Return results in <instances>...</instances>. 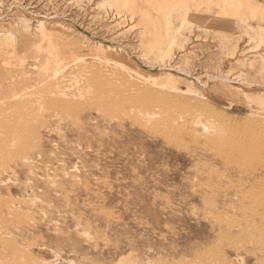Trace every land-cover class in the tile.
<instances>
[{
	"label": "rangeland",
	"instance_id": "rangeland-1",
	"mask_svg": "<svg viewBox=\"0 0 264 264\" xmlns=\"http://www.w3.org/2000/svg\"><path fill=\"white\" fill-rule=\"evenodd\" d=\"M263 35L264 0H0V264H264Z\"/></svg>",
	"mask_w": 264,
	"mask_h": 264
},
{
	"label": "bare ground",
	"instance_id": "bare-ground-1",
	"mask_svg": "<svg viewBox=\"0 0 264 264\" xmlns=\"http://www.w3.org/2000/svg\"><path fill=\"white\" fill-rule=\"evenodd\" d=\"M116 4H117V3H116ZM181 9H182V8H181ZM190 15H191V14H190ZM190 18H191V17H190ZM58 26H59V25H58ZM254 30H256V29H254ZM257 31H258V34H259L260 32H262V30H261L260 28H258ZM44 35H46V33H45ZM259 35H260V34H259ZM48 36H49V35H48ZM263 36H264V35H263ZM251 37H252V36H251ZM261 37H262V36H261ZM9 38H13V39H14V36L11 35ZM9 38H8V39H9ZM253 39H254V38H253ZM253 39H252V40L249 39V40H251V41L253 42V41H254ZM10 42H11V41H10ZM254 42H255V41H254ZM257 42H258V41H257ZM258 45H259V44H258ZM259 46H260V45H259ZM259 46H258V47H259ZM51 47H52V46H51ZM51 47H50V48H51ZM256 47H257V46H256ZM256 47H255V48H256ZM53 48L55 49V47H53ZM53 48H52V49H53ZM255 48H254V49H255ZM112 52H113V51H112ZM114 54H115V53H114ZM125 55H126V54H125ZM116 57H117V56H116ZM120 58H121V57H120ZM118 59H119V58H118ZM123 59H125V58H123ZM128 59H129V58H128ZM128 59H127V62H128ZM120 60H121V59H120ZM121 61H122V60H121ZM129 61H130V60H129ZM124 62H125V61H124ZM128 65H129V64H128ZM132 66H133V65H132ZM54 67H55V65H54ZM17 99H18V98H17ZM23 99H24V98H23ZM29 99H30V98H29ZM24 102H25V101H24ZM1 119H2V118H1ZM197 119H198V118H197ZM27 122H28V121H27ZM12 124H13V123H12ZM24 124H25V123H24ZM29 124H31V123H29ZM208 127H209V126H208ZM214 127H215V126H214ZM207 129H208V128H207ZM207 129H206V130H207ZM6 131H7V130H6ZM212 131H214V130H212ZM205 132H206V131H205ZM3 133H4V132H3ZM25 133H26V132H25ZM5 135H6V134H5ZM24 135H26V134H24ZM24 139H25V138H24ZM20 140H21V136H20ZM27 140H28V139H27ZM27 144H28V143H27ZM261 146H262V145H261ZM261 148H262V147H261ZM262 151H263V150H262ZM239 154H240V153H239ZM259 154H260V153H259ZM247 156H248V155H247ZM261 157H262V156H261ZM262 158H263V157H262ZM26 161H27V160H26ZM32 162H33V161H32ZM243 164H244V163H243ZM247 165H248V164H247ZM209 176H210V175H209ZM66 177H67V176H66ZM66 177H65V178H66ZM257 191H258V190H257ZM243 195H244V194H243ZM261 195H262V194H261ZM243 198H245V197H243ZM256 198H257V197H256ZM218 199H219V198H218ZM254 200H255V199H254ZM247 202H248V201H247ZM192 211H193V210H192ZM247 223H248V222H247ZM80 226H81V225H80ZM261 226H262V225H261ZM238 227H239V226H238ZM227 228H229V227H227Z\"/></svg>",
	"mask_w": 264,
	"mask_h": 264
}]
</instances>
